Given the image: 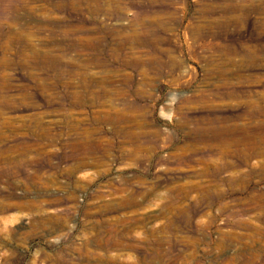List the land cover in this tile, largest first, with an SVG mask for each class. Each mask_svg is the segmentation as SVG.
<instances>
[{"label":"rangeland","instance_id":"374dc122","mask_svg":"<svg viewBox=\"0 0 264 264\" xmlns=\"http://www.w3.org/2000/svg\"><path fill=\"white\" fill-rule=\"evenodd\" d=\"M0 264H264V0H0Z\"/></svg>","mask_w":264,"mask_h":264}]
</instances>
